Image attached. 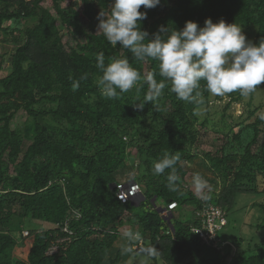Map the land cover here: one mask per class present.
I'll list each match as a JSON object with an SVG mask.
<instances>
[{"label": "trees", "instance_id": "1", "mask_svg": "<svg viewBox=\"0 0 264 264\" xmlns=\"http://www.w3.org/2000/svg\"><path fill=\"white\" fill-rule=\"evenodd\" d=\"M44 1L0 0V38L15 46L8 72L0 66V264H104L111 252L116 255L109 263L121 264V249L133 250L140 240L141 247L146 240L154 243L165 264H264V237L246 247L242 238L219 239L217 249L203 245L192 232L200 227L196 214L204 206L225 210L239 194L264 192V105L256 103L264 83L247 97L227 94L228 106L249 99L247 119L240 117L234 124L227 121V107L222 126L209 116L200 119L201 108L210 113L214 106L203 81L197 90L203 101L199 105L177 99L166 81L161 97L138 110L132 104L147 91L145 77L155 72L161 80L158 62L135 60L119 43L113 46L97 33V16L102 10L110 13L112 0H78L66 10L61 8L65 0H51L54 11ZM140 11L147 12L140 23L149 38L162 25L181 30L193 21L203 27L209 18L253 31V43L264 37V0H161L157 7L142 6ZM23 21L33 25L22 27ZM13 23L17 25L11 29ZM62 29L72 40L65 42ZM100 52L106 64L112 57L127 58L141 74L137 86L116 99L102 97L96 67ZM74 82L79 83L76 90ZM20 112L28 116L24 127L13 128ZM198 125L225 132L221 155H205L224 186L202 199L186 185L184 167L199 158ZM134 152L140 162L132 181L143 197L138 205L120 198L118 182L129 162L136 161ZM165 155L179 156L176 191L168 187L172 169L152 172L153 162ZM160 202L176 204V210L192 207L194 214L184 222L176 220L175 210L167 219ZM30 219L55 227L32 232L33 244L24 259L16 256L24 246L17 234ZM128 225V231L140 233L139 241L129 244L123 236ZM257 227L264 230V222ZM53 247L57 251L50 254Z\"/></svg>", "mask_w": 264, "mask_h": 264}, {"label": "clouds", "instance_id": "2", "mask_svg": "<svg viewBox=\"0 0 264 264\" xmlns=\"http://www.w3.org/2000/svg\"><path fill=\"white\" fill-rule=\"evenodd\" d=\"M160 3L161 0H112L110 13L102 10L97 16V33H102L107 42L113 46L119 43L121 50L130 52L135 60L152 59L158 62L161 80L157 81L155 72L145 77L147 91L143 98L137 97L132 104L134 108L142 111L149 102L154 104L161 97L166 81L170 82V91L177 99L197 105L203 102L197 91L202 81L207 92L221 97L233 92L247 97L264 83V37L258 44L253 43L236 23L229 24L223 19L214 23L209 18L203 27L193 21H187L181 30L162 25L149 38V33L141 30L140 23L147 18V12L140 9L142 6L153 9ZM96 67L101 73L97 86L106 99H116L121 93L129 92L141 79L140 72L130 65L127 58L112 57L106 64L105 55L100 52L96 55ZM86 78V75L81 77ZM72 87L76 90L79 83L74 82ZM136 90L139 92V88ZM260 119L264 120V116ZM178 160L179 156L165 155L154 161L152 166L154 175L172 169L167 177L171 191H176L179 179L175 175ZM192 183L200 191L207 181L196 174ZM173 205L171 215L177 209L176 204L170 206ZM170 206L163 208L159 205V209L162 212ZM124 235L129 244L141 239L138 232L127 231ZM128 251L129 247L122 248V253Z\"/></svg>", "mask_w": 264, "mask_h": 264}, {"label": "rangeland", "instance_id": "3", "mask_svg": "<svg viewBox=\"0 0 264 264\" xmlns=\"http://www.w3.org/2000/svg\"><path fill=\"white\" fill-rule=\"evenodd\" d=\"M78 0H65L63 4H61V8L66 10L68 7L72 6V4ZM45 7L54 11L53 4L51 0H45ZM79 10L78 8H72L71 11L76 12ZM81 18V17H80ZM17 24H12L11 29L15 28ZM33 22H25L23 21L22 27L32 26ZM243 33L246 37L254 42L255 34L252 31L247 29H242ZM62 34L64 36V40L69 41L72 40L71 33L66 29H62ZM75 44V43H74ZM14 45L10 43H6L2 41V37L0 38V66L5 68V73L10 69V65L8 63L9 53L12 49H14ZM258 98L256 100L257 104L264 105V91L259 92ZM258 93V94H259ZM213 96V95H212ZM217 96H213L214 106H212L210 113L205 108H201L199 112L200 119H204V117L209 116L214 123H218V126H222V115L225 107H227V111L225 115L228 116L229 124H234L235 122H240V117H243L241 121L247 119V103L249 101L248 98H245L240 103H233L228 106V103L231 101L230 97L226 94L222 96L220 99L216 98ZM27 114L25 112H20L14 122L12 123L13 128H23L24 124L27 120ZM200 129L201 140L198 147L199 158L196 159L193 163H184V167L188 171V174L185 178V183L188 185L189 190L197 197L204 198L208 192L210 193H219L224 183L222 180L218 179L209 169L208 162L206 161L205 155L211 153L215 157L221 155V149L223 144V130H217L214 127H207ZM218 131V132H217ZM29 144V142H28ZM137 152L133 153V157L136 159L134 162H129L130 168L126 170L125 174L118 178V182L120 186L129 187V185L136 184L134 181V177L138 174V166L140 159L137 156ZM199 174L204 180L207 181V184L203 190L197 191L193 186L192 180L193 176ZM137 185V184H136ZM136 196L132 198L134 203L137 205L142 202L143 197L140 190H136ZM159 205L167 206L166 203L160 202ZM264 192L260 193H242L237 196V199L234 205L228 209H225L228 216L229 226L219 231L218 236L219 239L223 242L226 241H235L237 238H242L244 240L243 246L252 245L254 246L256 243L264 237V230L259 229L257 226L259 224H263L264 222ZM160 210V209H159ZM163 212V211H162ZM176 220L181 219V221H187L190 217L193 216L194 212L192 207H187L185 209L176 210ZM139 215H142V212H139ZM55 226L46 222L37 221V220H26L24 223L23 232L17 234L18 237L23 241L24 246L20 249L16 250V256L26 259L27 255L30 251V248L33 244V231L46 230L50 228H54ZM131 227L128 225L124 227L121 232L123 236H125V232L128 231ZM29 232V236H25V233ZM57 251V248L53 247L50 250V254ZM116 253V252H115ZM114 253V254H115ZM124 259L126 264H165L163 260L160 258L157 247L154 243L146 240L143 247L138 250H130L128 252H124ZM154 257H156L154 259ZM124 261V262H125ZM123 264V263H121Z\"/></svg>", "mask_w": 264, "mask_h": 264}, {"label": "built area", "instance_id": "4", "mask_svg": "<svg viewBox=\"0 0 264 264\" xmlns=\"http://www.w3.org/2000/svg\"><path fill=\"white\" fill-rule=\"evenodd\" d=\"M119 195L123 201L135 197L136 190H139L136 184L129 185V187H123L119 185ZM175 205L170 206L162 212V215L167 219L171 215V211L174 209ZM196 218L200 221V227H194L192 232L199 237L201 243L207 247H213L219 249V243L221 242L218 238L219 231L223 230L227 224V213L223 208L218 205L208 204L197 212ZM30 233L26 232L25 236H29ZM223 244V243H222ZM226 244V243H224ZM143 245V241H139V245L135 246L133 249L136 251Z\"/></svg>", "mask_w": 264, "mask_h": 264}, {"label": "crops", "instance_id": "5", "mask_svg": "<svg viewBox=\"0 0 264 264\" xmlns=\"http://www.w3.org/2000/svg\"><path fill=\"white\" fill-rule=\"evenodd\" d=\"M119 247H120V246L117 245V247H116L115 250H118ZM121 250H122V249H121ZM115 255H116V253L114 254V253L111 252V253L109 254V256H108V259H106V261L104 262V264H110V263H109V259H110V258H114ZM124 261H125V259H123V261H122L121 263L126 264V261H125V262H124Z\"/></svg>", "mask_w": 264, "mask_h": 264}]
</instances>
